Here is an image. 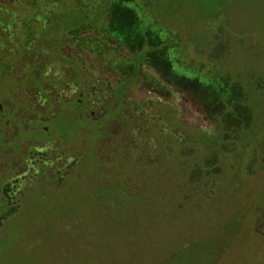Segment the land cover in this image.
<instances>
[{"label": "rangeland", "instance_id": "rangeland-1", "mask_svg": "<svg viewBox=\"0 0 264 264\" xmlns=\"http://www.w3.org/2000/svg\"><path fill=\"white\" fill-rule=\"evenodd\" d=\"M15 1L17 20L22 25L25 16L35 15L44 3V0ZM141 1L114 0L115 9L120 8L118 14L126 17L121 21V30H127L133 36L128 38V42H119L120 46L109 39L112 35L105 29L100 31V35L91 37L98 42L87 40L89 36L86 34L78 37L79 32L70 33L66 38L68 60L86 63L89 72L92 71L89 75L100 83L93 85L95 95H91V85L84 91L94 116L99 114L104 104L119 105L113 100L110 88L118 82L128 86V94L122 96L127 115L134 114L131 118L126 117L129 122L124 128L128 132L117 135L116 126L110 125V140L107 137L103 141L97 140L93 150L96 155L98 146L100 148L98 156H95L99 167L97 180L102 185L108 183L109 178L111 183L122 180L124 186L134 191L123 200L122 193L114 187L109 194L119 204L106 210V205L95 202V194L96 198H90L79 192L81 182L73 189L74 194L65 192L64 185L55 188L59 185L56 184V175L64 166L56 160L59 150L51 146L47 157H54L55 161L45 159V162L39 161L33 166L28 162L25 176L13 184L12 201L17 207L0 227V264H264L262 163L256 165L257 171L253 170L251 175L245 170L237 181H233V171L227 168L226 174L230 179L227 178L226 183L215 187L220 182H212L213 185L204 180L197 182L195 193L189 192L191 195L184 198L180 193L183 189L173 187L174 179L167 182L156 178L150 170L138 168L162 170L165 160L172 166L182 165L181 156H188L189 150H180L176 146H186L188 142H183L186 140L182 134H174L175 130L169 126L172 122L181 121L191 126L194 130L188 132L195 138L198 135L212 137L210 121L215 122L222 114L228 126L238 128L248 124L249 121L243 122L248 116L244 110L248 108V100L251 107L253 103L251 95L243 92L247 87L260 92L259 106L264 109V0H172L190 3V9L185 13L191 17L190 28L185 30L189 31L185 32L187 38L181 32L178 39L169 34L164 43L162 29L145 30L141 32L142 36L136 37L135 30L142 24L140 15L147 16L140 6ZM77 2L85 4L87 0ZM124 2L130 3L127 10L122 9ZM198 6L204 8L207 17L217 19L214 25L220 33L214 47H211L216 49L217 55L221 45L225 46L224 57L219 64L207 63L206 59L188 49L196 45L205 50L211 41L210 31L201 30L197 21L200 18L195 16ZM19 12L25 15L21 16ZM113 19L110 14L108 21ZM171 44L177 49V60L182 65H191L188 70L194 74L188 75L189 79L182 77L183 72L178 66L174 69L167 65L164 46ZM140 53L145 57L140 71L134 75L129 56L135 57ZM170 73L177 78L197 82L202 87L200 89L208 93H204L208 98L201 99L199 91L189 83L171 82L173 86L167 85L166 80L171 81ZM71 75L72 70L68 66L54 62L49 65L46 72L49 84L45 88L52 98L53 107L58 105L57 97L66 103L69 99L74 101L78 98L74 93L77 90L67 82ZM221 85L223 88H218ZM246 95L248 99L244 97ZM222 97L228 108L219 103L214 105L213 101H220ZM1 105L5 106L7 102L3 100ZM57 108L54 125H60L59 132L68 136L81 150L78 154L79 151L70 144L72 149L67 159V164H71L70 177L73 179L75 175L74 179L80 180L76 172L81 170L85 180L89 175L93 176L87 158L91 154L90 142L96 136L95 131L85 125L83 116L79 117L81 110L77 111L78 117H74L72 115L76 112L70 109L69 104H61ZM260 115L264 116L263 110ZM179 137L183 139L180 141ZM262 148L259 146L261 151ZM227 149L230 148L227 146ZM77 155L80 164L71 162ZM207 160V175L219 174L217 154L209 152ZM237 169L242 172L241 167ZM167 177L174 178L175 172L168 173ZM88 180L91 182V178ZM34 184L45 190L51 185L50 191L53 189L55 192L42 194L41 188L37 187L30 194L29 187ZM203 185L210 188L206 191ZM123 202L125 204H121ZM185 203L193 208L188 209ZM126 206L128 209L122 211Z\"/></svg>", "mask_w": 264, "mask_h": 264}, {"label": "trees", "instance_id": "trees-1", "mask_svg": "<svg viewBox=\"0 0 264 264\" xmlns=\"http://www.w3.org/2000/svg\"><path fill=\"white\" fill-rule=\"evenodd\" d=\"M77 1L44 0V3L38 8L35 15L31 17L25 16V23L22 25L21 22L17 20L18 14L16 10L18 9L14 5L17 1L0 0V80L5 79L10 81L13 84L14 91L17 88H22L38 92L40 95L38 98L40 100L44 98L46 100V106L49 105L50 101L52 100L45 88L49 84L48 79H46V72L49 65L53 62L62 66H68L72 70V75L67 82L72 85H77L81 90H84V88L87 89L89 85H91V91H93V88L95 89V86L93 85L100 84L97 82L98 80L92 78L91 75H89V73L92 71L89 72L90 70L87 68L86 63L80 64L68 60L67 57L69 55L67 50L69 47L66 45V38L70 36V33L79 32L77 35L78 37L80 35L86 34L89 36L87 40H92L94 38L93 35H100V31L105 29L112 35V37H109V39L112 40L116 46H120L119 42H128V38H133V36L130 33H127V30H121V21L125 16L122 17L118 14V11H120L118 9L120 8H117V10L115 9V6L113 5L114 0H87L85 4L78 3ZM189 4V2L175 3L172 2V0H142L140 6L143 8V10H145L147 16H143L142 14L140 15V22H142V24L137 30H135L137 34L136 37L142 36L141 32H144L145 30L162 29L163 43L166 42L169 34H171L172 38L178 39L180 32L183 35L185 32H189L185 31L190 28L189 20H191V17L185 15V13H187V11L190 9L188 7ZM128 8H130V3L124 2L122 9L127 10ZM203 10L204 8H200L198 6L197 10H195V16L200 18L197 21L200 23L201 30L205 31L206 29L210 31V44L205 48V50L200 49L196 45L189 46L188 49L190 52L196 53L202 57V59H206L205 61H208L207 63L219 64L223 60L222 58L224 56L222 55V52L224 51L225 46L223 47L221 45L217 55H215L216 49L213 50V47L216 43V40L218 39L220 29H216L215 27L217 25H214V22L217 19L215 20L207 17ZM109 13L114 16L112 22L108 21V18H110ZM182 13L183 15H181ZM19 15L23 16L25 13L19 12ZM20 27L22 29H20ZM92 36L93 38H91ZM93 40L95 42L99 41L95 39ZM211 45L213 47H211ZM122 47L123 46H121V48ZM164 50L166 51L164 54L167 65L172 66L174 69L178 66L177 68H180V71L183 72L182 77L184 78L189 79L188 75L194 74L188 70V66H191L190 64H188V66L185 64L182 65V63H180L181 61L177 60V49L175 48L174 44L164 46ZM129 57V62L133 64L134 75H136L142 67L141 61L144 59L145 55L144 53H140L135 57H132L131 55ZM163 75L167 76L166 74ZM169 77L171 81L169 82L166 80L167 85L173 86L174 83H189L190 87L196 88V91H199L201 99L204 97L208 98L207 96H204L208 93L203 92L200 89L202 87H200L197 82L177 78V76H175L173 73H170ZM81 78L85 79V81L81 82ZM202 80L205 82L204 79ZM171 82H173V84H171ZM218 88L222 89L223 85ZM109 90H111L112 94L114 95L113 100L115 103L117 102L119 105H121H118L119 108L127 109L125 106L126 103L124 102L122 96L128 94V86L124 83L118 82L114 88H110ZM246 91L251 95L253 103L251 107L248 100V108H245L244 110V114L247 116L248 113V116L244 117L243 122L246 123L249 121L248 124H243L238 128L228 126L226 117H224L225 115L222 114V116L215 120V122L212 121V123L210 121V126H213L211 129L213 132L212 137L198 135L195 138V136L189 135L188 131L194 130L191 126L181 121H179V123L175 122V125L172 122V124L169 126L175 130L174 134H182L186 140L183 142L190 143L189 146L188 143L186 146H176L180 150H189L187 151V154H189L188 156H181L183 158L182 165L176 167L174 164L172 166L168 164V160H165L162 164V170L155 171L144 167L138 168L150 170L153 172L156 178H162L167 182L174 179L173 187L176 189L178 188L179 190L183 189V191L180 192L181 195H183V198L187 194L191 195L189 192L193 191V193H195L194 186L197 182L202 183L204 180L207 184H210L211 182V185H213L212 182H220V184L216 183L215 187L226 183L227 178L230 179V177H228L226 174L227 168L230 169V171H233L231 176L233 181H237L239 176L245 173V170L247 172L249 171L248 174L250 173L251 175L253 170H256V165H260L261 163L264 165V116L262 117L260 115V111L263 110L264 113V109L261 110L259 106L260 92L254 91L251 87H247V89L245 88V90H243L245 93ZM247 96L248 95L244 97L248 99L249 97ZM224 99L225 98L222 97L220 101H213L214 105L219 103L223 105L224 108H228V105H225L226 100ZM211 104L213 105V103ZM234 104L235 102L233 103V106ZM104 105H106L104 109L106 116L101 119L103 122L101 130L99 129L100 127L95 125V122L97 121L92 120L90 114H87V117L84 120V123L87 124V127L92 129L93 132L95 131L96 134V136L93 138L94 140L90 142L92 149L91 154L87 158L90 162V164L88 162L89 168L93 169L91 173L94 177L89 183L90 190H79V192L81 191L82 194L84 193L85 197L88 196L90 198L95 197L93 195L95 194L97 196V198L95 197V202L103 203L107 206V208L105 206L107 210L112 209V207L116 208L119 204V202L114 199L111 194H109V192H111L114 187H117L122 193L121 197L123 200H125L128 194L133 192L134 189L130 188L129 186H124L122 184V180L119 182L115 181L117 185H113L115 183H111L110 178L107 180L108 183L105 182V184L102 185V183L98 181L95 176V173L99 170L95 156H98L97 152L100 150V148L98 146L99 150L96 152V155H94L93 147H95L97 140L103 141V139L106 137L107 140H110L111 137L108 130L110 128V123L106 124V122H109L112 119L113 114L110 111L111 105ZM127 121L129 122V119L121 115V123H123L124 126H126ZM123 131L126 133V129L124 127ZM231 133L233 134L230 137ZM181 139L183 138L179 137L180 141ZM87 145L88 144L86 143V146ZM227 146L230 149H227ZM259 146L263 147L262 151L259 149ZM75 148L76 149L74 150L79 151V154L80 148ZM254 151L257 152V155ZM209 152H214L217 154L218 165L220 167V173L217 175H207V167L209 168V166L205 165V162L208 161L207 156ZM172 155H174V153ZM118 156H120V154H118ZM191 166L192 169L189 170L188 168ZM199 166L200 168L196 169ZM238 167H241L242 172L237 169ZM122 170L124 174V169ZM172 172H175V177L168 178V173ZM127 177L130 178L128 175ZM75 185L76 184H74L72 179L71 187H75ZM203 187L206 191V188H210L205 185H203ZM93 188L96 190H93ZM71 194H74V191L71 192ZM8 202L9 200H7V203L4 204V206L0 207V227L2 226V222L7 219L8 216L11 215L15 210L14 207L8 205ZM184 202L186 201L184 200ZM121 204L125 203L123 202ZM185 204H187L188 209L193 208L189 205V203ZM7 206H10L9 209L6 208ZM126 209H128V206L121 210L124 211ZM122 262L126 263L124 261ZM134 264L140 263L135 262Z\"/></svg>", "mask_w": 264, "mask_h": 264}, {"label": "flooded vegetation", "instance_id": "flooded-vegetation-1", "mask_svg": "<svg viewBox=\"0 0 264 264\" xmlns=\"http://www.w3.org/2000/svg\"><path fill=\"white\" fill-rule=\"evenodd\" d=\"M73 86L75 90H77V92L74 93L75 96L78 94V98L74 101L69 99L68 103H66V100L57 97V102L59 104L53 107L52 100L49 105L46 106V100L44 98L41 100L38 99V96L40 97L38 92L22 88H17L14 91L13 84L10 81L5 79L0 80V207L4 206L7 200H9L8 205H16V203L12 201V194L14 192L13 184L17 183L18 178L25 176L28 171V162L33 166V164H37L39 161L42 163L45 162V159H47L48 162L50 160L55 161L56 158L53 157V159H50L47 157V153L50 151L51 146L59 150L60 154L56 160L60 161L64 166L61 172H58L56 175V184L59 185H56L55 188L58 189L64 185L65 192L71 193L73 189L78 187V183L81 182L82 186L79 187V190H90L88 186L90 180L88 179L91 178L92 180L94 176L89 175L84 180L81 170L76 172L77 175H80L81 179H74V175L73 181L76 185L75 187H71V164H67V159L70 158L68 153L72 149L70 144L74 147H76V145L74 142L70 141L68 136H63L59 132L58 127H60V125H58V127L56 123L54 125V119L58 114L56 110L59 105L71 104L70 109L76 112L72 116L78 117L77 111L81 110L82 114L79 115V117L83 116V120H85L87 114H90L91 119L97 121L95 125L100 127L99 129L101 130L103 124L101 119L106 116L104 111L106 105H102L99 114L94 116V112L91 110L92 107H90L91 104L86 100L87 98L84 94L86 89L84 88V90H81L77 85ZM91 95H95L94 88ZM83 97L85 101L82 100ZM3 100L7 102V105H1ZM119 109L117 105H112L110 107V111L113 115L112 119L109 122L107 121L106 124H114L118 131L116 134L123 135L125 132L123 131L124 124L121 123V115L131 118L134 114L127 115V109ZM68 118L67 116L66 119ZM85 125L87 126V124ZM127 132L128 131H126V133ZM54 149H51V151ZM31 150L33 151L31 152ZM38 157L41 158L39 159ZM75 158L76 157H74L71 162L74 161V164H80V159L76 158L75 160ZM52 176L54 177V175ZM95 176H97V172ZM50 182L51 180L48 184H50ZM37 187L39 186L36 184L30 186V194H32L34 188ZM39 188H41L42 194L46 193V191L49 194L55 192L53 189L50 191L51 185L46 188L47 190L42 187ZM16 207L17 205L14 208Z\"/></svg>", "mask_w": 264, "mask_h": 264}]
</instances>
